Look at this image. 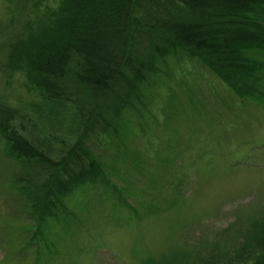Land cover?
<instances>
[{"label":"rangeland","instance_id":"374dc122","mask_svg":"<svg viewBox=\"0 0 264 264\" xmlns=\"http://www.w3.org/2000/svg\"><path fill=\"white\" fill-rule=\"evenodd\" d=\"M14 2L0 0V104L57 162L91 100L75 57L62 78L64 99L45 98L5 68L25 17L10 14ZM253 56L263 74L253 77V98L195 58L167 57L115 130L85 135L103 181L74 185L48 214L31 199L51 166L18 155L0 135V264H252L264 227V47Z\"/></svg>","mask_w":264,"mask_h":264},{"label":"trees","instance_id":"16d2710c","mask_svg":"<svg viewBox=\"0 0 264 264\" xmlns=\"http://www.w3.org/2000/svg\"><path fill=\"white\" fill-rule=\"evenodd\" d=\"M7 2L15 3L10 14L16 9L25 17L8 44L5 68L21 71L45 98L64 99L68 94L62 78L75 57L79 62L75 77L91 100L81 114V131L57 162L15 126V109L0 104V135L10 149L51 166L39 184L40 196L33 194L31 199L43 215L62 204L63 195L74 185L103 181L100 160L86 146L85 135L115 130L122 112L138 101L140 86L167 57L179 52L201 61L246 98L255 96L250 87L258 81L253 77L263 79L253 53L264 47V0ZM254 242L257 259L252 264H264V227Z\"/></svg>","mask_w":264,"mask_h":264}]
</instances>
